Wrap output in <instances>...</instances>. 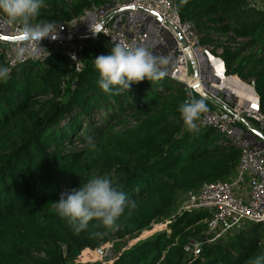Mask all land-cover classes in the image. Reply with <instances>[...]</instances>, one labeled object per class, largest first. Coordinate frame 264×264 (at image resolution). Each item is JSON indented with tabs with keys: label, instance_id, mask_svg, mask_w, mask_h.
Here are the masks:
<instances>
[{
	"label": "trees",
	"instance_id": "obj_1",
	"mask_svg": "<svg viewBox=\"0 0 264 264\" xmlns=\"http://www.w3.org/2000/svg\"><path fill=\"white\" fill-rule=\"evenodd\" d=\"M106 1L23 7L0 0V10L23 28H39ZM177 8L205 44L213 34L247 40L225 48L222 61L227 73L254 79L264 111V10L244 0H177ZM197 113L181 85L116 56L102 37L86 46L79 73L58 54L6 72L0 53V264H77L85 250L170 219L181 195L230 180L239 151L223 146L213 128L195 126ZM74 144L85 148L84 158L65 153ZM209 218L206 210L176 215L169 232L95 264H264V228L254 223L196 255L185 252L203 238Z\"/></svg>",
	"mask_w": 264,
	"mask_h": 264
},
{
	"label": "built area",
	"instance_id": "obj_2",
	"mask_svg": "<svg viewBox=\"0 0 264 264\" xmlns=\"http://www.w3.org/2000/svg\"><path fill=\"white\" fill-rule=\"evenodd\" d=\"M244 1L264 10V0ZM1 12L0 53L6 72L24 61H44L58 54L79 73L87 44L102 37L116 56L133 58L181 85L198 106L195 126L213 128L223 146L239 151L230 180L203 183L196 193L185 194L170 219L152 226H163L169 232L167 227L176 215L208 211L203 238L185 246L189 255H196L202 245L225 239L246 223L264 228V111L259 110L254 79L243 80L227 73L222 61L225 48L233 51L246 39L236 38L230 43L227 37L213 34L214 43H203V34L181 20L177 0H107L69 21L39 28H23ZM21 36L28 39L15 43L3 40ZM114 242L85 250L79 259L84 253H93L96 261L109 262Z\"/></svg>",
	"mask_w": 264,
	"mask_h": 264
},
{
	"label": "rangeland",
	"instance_id": "obj_3",
	"mask_svg": "<svg viewBox=\"0 0 264 264\" xmlns=\"http://www.w3.org/2000/svg\"><path fill=\"white\" fill-rule=\"evenodd\" d=\"M36 4H37L36 0H31V1L19 0V6H23V7H30V6H34ZM0 7H2V6L0 5ZM7 11H8L7 8H3V11L1 13L3 14V13H6ZM236 49H238V48H236ZM98 118L99 117L97 115L94 117L95 123L97 122ZM84 151H85V148L82 145H80V144L66 145L65 146V153H67V152L76 153V154L79 153V154L83 155L82 158L85 157L84 156L85 155ZM98 181H99V179L95 180L94 183H96ZM185 197L186 196L184 194L181 195L179 197V199L177 200V204L178 205L181 204L182 200H184ZM162 231H165V228L163 226L156 225L155 227L151 226L150 229L143 231L142 233H140L137 236L125 237V238H123L121 240H119V239L115 240V242L112 244L111 253L114 256H119L124 250H126L129 247L133 246L137 242L145 240V239L151 237L152 235H154L156 233H159V232H162ZM104 244H106V243H104ZM115 244H117L118 246H116ZM260 246H261L262 251L264 253V236H263V239L261 240V245ZM99 261L100 260L96 261V257L94 256L93 253H89V254L88 253H84L82 255V257L77 260V264H95V263H97Z\"/></svg>",
	"mask_w": 264,
	"mask_h": 264
},
{
	"label": "water",
	"instance_id": "obj_4",
	"mask_svg": "<svg viewBox=\"0 0 264 264\" xmlns=\"http://www.w3.org/2000/svg\"><path fill=\"white\" fill-rule=\"evenodd\" d=\"M96 36V34L94 35ZM39 39H49L48 37H41V36H38ZM28 37L27 36H21V37H17V38H3L4 41H7V42H11V43H15V42H18V41H25L27 40ZM57 40H62V41H65L64 38H56ZM193 78L195 79L196 78V70L194 69V75H193Z\"/></svg>",
	"mask_w": 264,
	"mask_h": 264
}]
</instances>
